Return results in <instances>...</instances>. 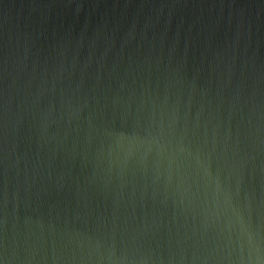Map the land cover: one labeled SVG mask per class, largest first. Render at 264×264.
I'll list each match as a JSON object with an SVG mask.
<instances>
[{
  "label": "water",
  "instance_id": "1",
  "mask_svg": "<svg viewBox=\"0 0 264 264\" xmlns=\"http://www.w3.org/2000/svg\"><path fill=\"white\" fill-rule=\"evenodd\" d=\"M0 264H264V0H0Z\"/></svg>",
  "mask_w": 264,
  "mask_h": 264
}]
</instances>
